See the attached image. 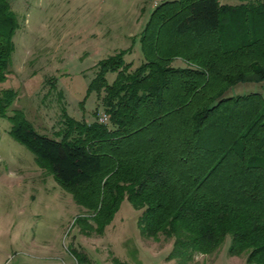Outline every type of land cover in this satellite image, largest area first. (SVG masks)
<instances>
[{
    "label": "trees",
    "instance_id": "1",
    "mask_svg": "<svg viewBox=\"0 0 264 264\" xmlns=\"http://www.w3.org/2000/svg\"><path fill=\"white\" fill-rule=\"evenodd\" d=\"M18 27L0 0V82ZM138 41L134 68L131 47L96 63L90 88L102 112L69 118L77 132H37L20 111L8 114L16 93L0 87L10 135L87 208L83 231L95 229L90 221L101 232L127 198L141 237L171 240L178 264L217 252L226 235L230 255L264 264V98L228 93L264 81V0H162Z\"/></svg>",
    "mask_w": 264,
    "mask_h": 264
},
{
    "label": "rangeland",
    "instance_id": "2",
    "mask_svg": "<svg viewBox=\"0 0 264 264\" xmlns=\"http://www.w3.org/2000/svg\"><path fill=\"white\" fill-rule=\"evenodd\" d=\"M160 1L10 0L19 27L13 34L11 72L0 82L1 89L16 93L8 114L20 111L37 132L55 138L77 132L69 118L95 120V110L102 112L90 88L96 63L131 47L125 59L131 68L137 66L142 57L138 35ZM249 92L264 98V81L228 90ZM10 127L0 117V264H178L169 258L171 240L141 237L140 210L127 198L101 232L90 221L95 229L83 231L80 217L89 214L87 208L38 165L34 154L10 135ZM229 243L226 235L217 252L196 254L187 264H249L243 254L228 253Z\"/></svg>",
    "mask_w": 264,
    "mask_h": 264
},
{
    "label": "built area",
    "instance_id": "3",
    "mask_svg": "<svg viewBox=\"0 0 264 264\" xmlns=\"http://www.w3.org/2000/svg\"><path fill=\"white\" fill-rule=\"evenodd\" d=\"M100 121L102 122L106 121V116L104 114L100 117Z\"/></svg>",
    "mask_w": 264,
    "mask_h": 264
}]
</instances>
